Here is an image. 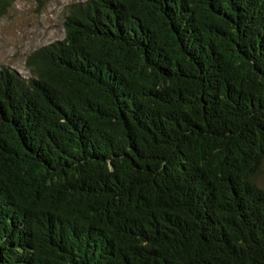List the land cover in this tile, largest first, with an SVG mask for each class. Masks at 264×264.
<instances>
[{
  "label": "trees",
  "instance_id": "16d2710c",
  "mask_svg": "<svg viewBox=\"0 0 264 264\" xmlns=\"http://www.w3.org/2000/svg\"><path fill=\"white\" fill-rule=\"evenodd\" d=\"M62 24L0 67V264H264V0Z\"/></svg>",
  "mask_w": 264,
  "mask_h": 264
},
{
  "label": "rangeland",
  "instance_id": "374dc122",
  "mask_svg": "<svg viewBox=\"0 0 264 264\" xmlns=\"http://www.w3.org/2000/svg\"><path fill=\"white\" fill-rule=\"evenodd\" d=\"M85 0H15L0 18V67L27 77L25 57L63 38V19L71 4Z\"/></svg>",
  "mask_w": 264,
  "mask_h": 264
}]
</instances>
